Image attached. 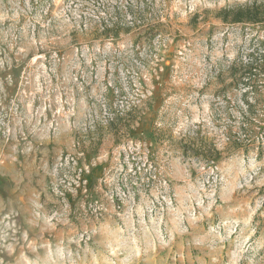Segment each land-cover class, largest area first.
I'll list each match as a JSON object with an SVG mask.
<instances>
[{
    "label": "rangeland",
    "instance_id": "rangeland-1",
    "mask_svg": "<svg viewBox=\"0 0 264 264\" xmlns=\"http://www.w3.org/2000/svg\"><path fill=\"white\" fill-rule=\"evenodd\" d=\"M253 2L0 0V264H264Z\"/></svg>",
    "mask_w": 264,
    "mask_h": 264
},
{
    "label": "trees",
    "instance_id": "trees-1",
    "mask_svg": "<svg viewBox=\"0 0 264 264\" xmlns=\"http://www.w3.org/2000/svg\"><path fill=\"white\" fill-rule=\"evenodd\" d=\"M218 16L222 17V19L227 23L234 24L238 23H264V4H259L257 2H253L250 5H239L233 8H224L219 10ZM264 59L261 61H253L248 65L250 71L246 72L244 76H248L246 84L253 80V75H255L257 69L263 65ZM249 109H251L252 104L248 103ZM239 140V139H238ZM239 142V141H237ZM237 142H234L235 144ZM210 157H213L210 155Z\"/></svg>",
    "mask_w": 264,
    "mask_h": 264
}]
</instances>
